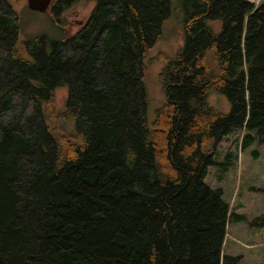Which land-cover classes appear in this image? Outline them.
<instances>
[{"label":"trees","instance_id":"trees-1","mask_svg":"<svg viewBox=\"0 0 264 264\" xmlns=\"http://www.w3.org/2000/svg\"><path fill=\"white\" fill-rule=\"evenodd\" d=\"M95 3L75 35L21 40L0 0V264H242L223 255L242 217L206 177L230 132L264 144V0H182L186 43L157 56L166 101L151 124L145 57L172 1Z\"/></svg>","mask_w":264,"mask_h":264},{"label":"rangeland","instance_id":"rangeland-1","mask_svg":"<svg viewBox=\"0 0 264 264\" xmlns=\"http://www.w3.org/2000/svg\"><path fill=\"white\" fill-rule=\"evenodd\" d=\"M172 1V13L164 21L159 40L148 49L145 57L147 67L146 87L149 95L148 120L154 121L156 111L166 101L160 73L165 63L157 59L160 53L175 58L185 46L187 37L186 14L182 0ZM259 3L261 0H253ZM19 14L20 38L31 34H45L50 38H60L67 34L75 35L81 26L90 19L95 8V0H76L70 5L52 0L45 12L31 10L26 0H10ZM58 5V6H57ZM59 10L58 16L53 11ZM215 33L222 30L220 20L209 22ZM68 98L67 88L55 91L57 108H65ZM209 104L222 113L231 112L229 98L222 93L212 92ZM251 145L242 147L243 137L247 134ZM258 151V156L254 154ZM216 164L209 167L206 183L213 189H221L224 199L232 211L242 217L241 220L230 218L226 227L223 255L241 258L242 264H264V227L254 226L253 221L264 213V144L259 142L255 132L234 130L224 136L217 146Z\"/></svg>","mask_w":264,"mask_h":264},{"label":"water","instance_id":"water-1","mask_svg":"<svg viewBox=\"0 0 264 264\" xmlns=\"http://www.w3.org/2000/svg\"><path fill=\"white\" fill-rule=\"evenodd\" d=\"M31 10L45 12L49 9L52 0H26Z\"/></svg>","mask_w":264,"mask_h":264}]
</instances>
